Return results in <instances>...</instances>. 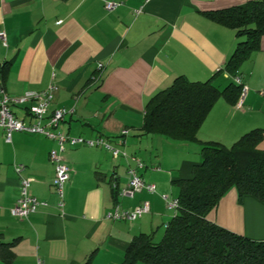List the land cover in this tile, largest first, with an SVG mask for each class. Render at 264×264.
I'll list each match as a JSON object with an SVG mask.
<instances>
[{"label":"crops","instance_id":"obj_1","mask_svg":"<svg viewBox=\"0 0 264 264\" xmlns=\"http://www.w3.org/2000/svg\"><path fill=\"white\" fill-rule=\"evenodd\" d=\"M107 1L118 5L107 10ZM248 1L0 0V65L11 61L0 96L2 91L23 96L55 84L47 115L58 108L71 110L57 128L61 133L102 137L117 149L126 147L121 151L125 155L114 158L102 147L65 144L62 156L70 174L61 206L53 186L55 166L49 159L57 141L22 131H14L7 141L0 127V234L5 241L17 238L14 264H84L90 254V264H120L134 235H157L162 229V236L171 218L163 195L177 197L173 182L191 177L193 166L201 163L202 142L230 146L244 133L264 129L263 35L260 48L240 68L247 86L242 101L230 104L219 98L198 130V141L141 135L152 96L178 75L191 81L209 79L240 39L235 30L203 12ZM230 80L223 71L214 82L224 88ZM29 104L11 108L34 123L25 109ZM258 146L264 148V134ZM131 157L141 160L140 174L155 184V192L120 195L127 170L135 165ZM21 178L29 180V195L46 201L26 218L11 212ZM143 201L149 202L150 212L134 221L105 217L116 204L132 209ZM206 217L249 239L264 240V202L252 196L239 200L235 187Z\"/></svg>","mask_w":264,"mask_h":264},{"label":"trees","instance_id":"obj_2","mask_svg":"<svg viewBox=\"0 0 264 264\" xmlns=\"http://www.w3.org/2000/svg\"><path fill=\"white\" fill-rule=\"evenodd\" d=\"M203 13L235 30L240 39L224 65L209 79L191 81L178 75L152 96L145 107L141 135L198 141V130L216 101H238L240 85L230 80L219 88L214 80L223 71L231 77L239 76L243 62L260 48L264 0H249L244 6ZM10 65L11 61L0 65L1 89ZM263 134V128L252 129L230 146L217 141L202 142L201 163L193 166L191 177L173 182L178 187V209L166 222L160 239L155 240L153 232L134 235L120 264H264V240L249 239L206 217L231 187L236 188L239 200L252 196L264 202V148L258 146ZM16 241L17 238L5 241L0 234L2 264H14ZM92 256L84 264H90Z\"/></svg>","mask_w":264,"mask_h":264},{"label":"built area","instance_id":"obj_3","mask_svg":"<svg viewBox=\"0 0 264 264\" xmlns=\"http://www.w3.org/2000/svg\"><path fill=\"white\" fill-rule=\"evenodd\" d=\"M118 3L107 1L105 2V8L112 10ZM0 38L4 40V33L0 32ZM102 64H98V70H100ZM229 75V74H228ZM232 80L241 86V93L238 103L242 101L244 95L247 92V86L243 84L240 76H233ZM55 89V84L48 86L46 90L41 92H27L23 96L12 97L2 91L0 96V127L5 131V138L7 141L11 140V135L14 131H22L29 133H42L48 138L55 139L58 143L57 149H52L49 152V159L55 166V176L53 179V186L61 198L60 205H63V188L64 184L69 179L70 168L64 162L62 152L65 144L77 145L84 144L90 147H102L111 151L112 156L118 157L120 154L125 155L119 149L111 146L104 138H86L84 136H70L68 134L61 133L57 128L64 116L71 112L66 108L54 109L51 114L47 115L48 107L52 101V91ZM26 106L28 114L36 119L34 123H27L23 119L19 118L12 110L11 106L24 105ZM46 120L43 125L42 121ZM127 133V130H123L122 134ZM134 161V166L129 167L127 170L128 181L126 185L120 190V195L132 197L135 193L147 190L151 193L156 191V186L153 183H147L140 170L143 168V163L139 158L131 157ZM21 165L16 167L17 171H20ZM29 180L21 178L20 180V195L17 199L14 207L12 208V214L20 218H26L30 214L36 212L40 205H46V201L38 200L36 197L28 194ZM163 199L166 201V207L174 214L178 209V199L169 198L167 195H163ZM150 212V204L148 201H143L141 204L135 206L132 209H123L119 204H116L112 211L107 212L106 218L113 220H126L134 221L143 214Z\"/></svg>","mask_w":264,"mask_h":264},{"label":"rangeland","instance_id":"obj_4","mask_svg":"<svg viewBox=\"0 0 264 264\" xmlns=\"http://www.w3.org/2000/svg\"><path fill=\"white\" fill-rule=\"evenodd\" d=\"M126 147L125 146H120L118 149L120 151H122V149H125ZM166 211L168 212L169 216H172V213L166 209ZM162 233V229H159V234L155 235V240H158L160 239L161 236H159L160 234ZM0 264H2V262L0 261ZM137 264H144V263H137Z\"/></svg>","mask_w":264,"mask_h":264}]
</instances>
